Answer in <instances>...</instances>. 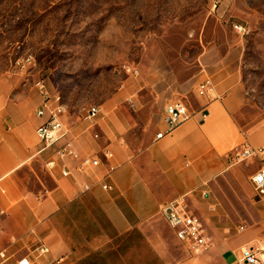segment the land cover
Here are the masks:
<instances>
[{
  "label": "crops",
  "instance_id": "1",
  "mask_svg": "<svg viewBox=\"0 0 264 264\" xmlns=\"http://www.w3.org/2000/svg\"><path fill=\"white\" fill-rule=\"evenodd\" d=\"M217 49L201 54L203 76L197 84L210 78L214 100L200 98L195 89L187 102L191 110L206 112V120L198 114L156 140L174 100L150 115L135 95L116 94L100 107L94 127L66 123L69 133L59 145L68 144L74 154L52 170L45 163L55 147L40 151L37 135L46 121L36 114L41 90L36 85L26 95L13 80L0 81V251L7 250L5 264L24 258L31 264H236L242 249L264 248V198L256 197L251 181L261 163L228 160L244 143L264 148V119L248 129L240 125L246 88L232 51L220 55ZM94 159L100 160L98 166ZM65 168L69 176L63 175ZM180 198L211 242L200 255L187 251L161 213L164 204ZM41 245L48 253H38Z\"/></svg>",
  "mask_w": 264,
  "mask_h": 264
},
{
  "label": "rangeland",
  "instance_id": "2",
  "mask_svg": "<svg viewBox=\"0 0 264 264\" xmlns=\"http://www.w3.org/2000/svg\"><path fill=\"white\" fill-rule=\"evenodd\" d=\"M210 8L209 0H0V81L26 95L42 82L67 106L68 124L116 94L135 95L151 115L171 100L192 101L200 56L216 47L232 51L242 75L238 122L248 129L264 119V0H221L215 15Z\"/></svg>",
  "mask_w": 264,
  "mask_h": 264
},
{
  "label": "built area",
  "instance_id": "3",
  "mask_svg": "<svg viewBox=\"0 0 264 264\" xmlns=\"http://www.w3.org/2000/svg\"><path fill=\"white\" fill-rule=\"evenodd\" d=\"M209 3L211 14H217L221 7V0H209ZM234 28L239 33H246V28L243 25L234 24ZM30 62L31 57L23 61V65ZM21 64L22 62H19V65ZM125 70L132 76H137L139 73L132 66H126ZM37 87L41 90L43 100L36 114L41 118H46V121L37 128V135L41 142L40 151L55 147L54 155L45 163L46 168L52 170L57 167L58 163L64 162L67 157L74 154L73 149L68 144L59 145L60 141L69 133V127L64 120L67 106L62 102L59 94H51L42 82H38ZM196 92L200 98L211 102L215 98V84L210 78H207L197 86ZM100 113V106H90L84 117V122L89 124L91 128L94 127L97 124ZM198 114L201 115L203 120L208 117L206 112L191 110L183 99L174 100L164 111L165 130L156 135V140L171 135L179 126L195 118ZM99 137L98 134L94 135L96 139ZM253 158L258 159L261 163V167L251 177L256 197L261 199L264 198V148H253L250 144L244 143L228 154V160L233 165L242 164ZM91 163L94 166H98L100 160L94 159L91 160ZM62 173L64 176L70 175L66 168L63 169ZM104 188L107 189L108 186L105 185ZM84 190H90V186L84 185ZM161 213L169 226L177 233V237L189 253L200 255L210 248L211 242L206 235L202 222L190 213L184 198L164 204L161 207ZM37 251L40 254H46L49 250L41 245L37 248ZM7 260L8 253L4 249L0 251V264H5ZM18 264H31V262L24 258ZM50 264H63V260H57ZM236 264H264V248L250 247L242 249L241 257Z\"/></svg>",
  "mask_w": 264,
  "mask_h": 264
}]
</instances>
